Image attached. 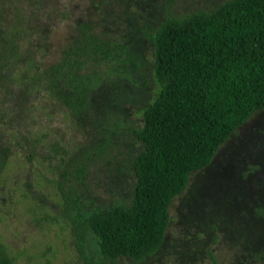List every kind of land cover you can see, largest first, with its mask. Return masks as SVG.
<instances>
[{
  "label": "rangeland",
  "instance_id": "374dc122",
  "mask_svg": "<svg viewBox=\"0 0 264 264\" xmlns=\"http://www.w3.org/2000/svg\"><path fill=\"white\" fill-rule=\"evenodd\" d=\"M222 1L0 0V10L16 8L30 19L21 46L39 65L58 57L78 18L139 61L124 64L123 52L92 60L95 81L80 119L42 91L0 87V247L13 264H85L74 234L77 217L130 202L142 148L135 130L156 86L143 32L166 16L209 11ZM53 142L57 153L49 148ZM168 211L154 254L112 264H264V107L190 174ZM83 250L100 264L90 232Z\"/></svg>",
  "mask_w": 264,
  "mask_h": 264
},
{
  "label": "trees",
  "instance_id": "16d2710c",
  "mask_svg": "<svg viewBox=\"0 0 264 264\" xmlns=\"http://www.w3.org/2000/svg\"><path fill=\"white\" fill-rule=\"evenodd\" d=\"M7 9L0 10V87L16 84L24 95L42 91L74 118L88 105L95 81L92 60L108 61L123 52L124 64H139L124 45L78 18L58 57L39 65L21 46L30 19ZM143 35L151 44L156 86L135 130L142 148L133 162L130 202L77 217L74 234L85 264H95L83 253L87 232L100 264L154 254L164 240L169 205L190 174L208 165L237 128L264 107V0H224L209 11L169 15ZM56 145L49 144L54 153ZM0 264H13L1 247Z\"/></svg>",
  "mask_w": 264,
  "mask_h": 264
}]
</instances>
